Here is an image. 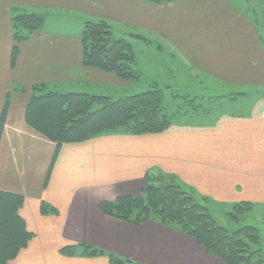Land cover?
Here are the masks:
<instances>
[{
    "label": "crops",
    "instance_id": "crops-1",
    "mask_svg": "<svg viewBox=\"0 0 264 264\" xmlns=\"http://www.w3.org/2000/svg\"><path fill=\"white\" fill-rule=\"evenodd\" d=\"M71 9L169 32L194 70L245 91L264 89L263 0H0V195L32 234L8 264H110L111 254L139 264H224L177 228L151 220L135 225L100 204L137 196L149 183L174 182L210 212V205L232 209L244 201L264 210V108L246 113L249 106L231 104L204 122L185 114L160 133L106 131L63 143L52 163L57 146L28 122L30 97L104 96L95 86L129 83L84 64L81 34L44 23L15 41L18 14ZM64 83L80 91L56 89Z\"/></svg>",
    "mask_w": 264,
    "mask_h": 264
},
{
    "label": "trees",
    "instance_id": "trees-1",
    "mask_svg": "<svg viewBox=\"0 0 264 264\" xmlns=\"http://www.w3.org/2000/svg\"><path fill=\"white\" fill-rule=\"evenodd\" d=\"M148 1L162 3L172 0ZM44 21V16L36 13L17 15L14 18L15 41L29 38ZM111 38V26L106 20L86 22L81 33L84 64L114 72L127 81L138 78V71L130 66L135 60L132 45L125 39L111 41ZM17 53L18 44L14 46L12 61ZM165 98L166 93L156 85L145 92L114 100L75 92L33 94L28 101L27 120L56 143L54 163L63 143L81 142L106 131L124 130L134 135L165 131L171 124ZM95 105L100 107L93 109ZM7 198L0 195V264H8L15 258L32 236L25 231L15 205ZM100 206L105 214L135 225L151 220L177 228L193 237L207 253L220 258L224 264H253L252 259L258 257L255 264H264L261 246L257 245L259 235L253 225L229 231L215 220L209 208L197 201L193 193L174 182L149 183L137 196H120L114 201H103ZM251 207V202L237 203L229 215L237 217L240 211ZM251 243L254 245L252 249ZM61 250L69 253L72 249L69 246ZM109 257L110 264H139L112 254Z\"/></svg>",
    "mask_w": 264,
    "mask_h": 264
},
{
    "label": "rangeland",
    "instance_id": "rangeland-1",
    "mask_svg": "<svg viewBox=\"0 0 264 264\" xmlns=\"http://www.w3.org/2000/svg\"><path fill=\"white\" fill-rule=\"evenodd\" d=\"M235 1L243 3L245 0ZM249 1L251 2V0ZM253 10L256 9L249 8V11L252 12ZM28 11L30 12L31 9ZM256 11L258 12V9ZM65 12L68 14L57 16L56 12L52 14L50 11L45 10L43 14L45 18L44 29L61 27L64 30L62 33L81 34L86 22H97L104 19L111 26V41L125 39L133 47L135 61L130 66L138 71V78L131 79L128 84L124 85L99 87L97 85L95 90H99L100 95L108 96L114 100L145 92L151 89L153 85H156L166 93L164 102L173 122L180 120V117L177 116H184L185 114L197 116L203 122L206 119L213 120L218 115L221 116L225 112L228 113L231 104L241 103L249 106V112L246 113H256L261 111V108H264V106H255V104L264 105V89L253 88L245 91L237 86L220 83L219 80L209 78L200 71L194 70L185 59L179 47L180 45H176L171 40L169 32L168 34L165 32L161 33L143 24H133L113 17L83 13L72 9L70 11L65 10ZM158 12L161 15L166 13L161 10H158ZM262 16L264 20V15ZM177 25L181 26V18ZM59 86L56 89L80 91L76 89V84L72 86L71 83H64ZM45 92H38V94ZM247 106H243V108ZM99 107L95 105L93 109ZM253 107L254 109L252 110ZM233 108H235L234 105ZM239 108L237 112L241 110ZM188 120L191 121L192 119ZM210 209L215 220L229 231H234L245 225H253L259 235L257 245L264 248V225L261 220L264 217L263 208L256 207L253 209L251 207L250 209L242 210L237 214V217L229 215V213L234 212V207L231 209L210 205ZM250 248H254V245L252 244ZM258 258H253L251 262L253 264L257 263Z\"/></svg>",
    "mask_w": 264,
    "mask_h": 264
}]
</instances>
